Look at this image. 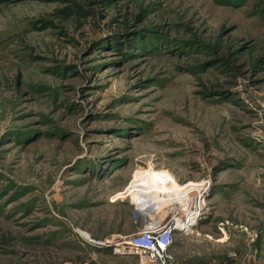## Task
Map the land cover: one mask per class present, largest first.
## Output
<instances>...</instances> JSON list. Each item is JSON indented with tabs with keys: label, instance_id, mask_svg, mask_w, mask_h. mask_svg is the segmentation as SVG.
<instances>
[{
	"label": "rangeland",
	"instance_id": "obj_1",
	"mask_svg": "<svg viewBox=\"0 0 264 264\" xmlns=\"http://www.w3.org/2000/svg\"><path fill=\"white\" fill-rule=\"evenodd\" d=\"M198 182L173 251L264 264V0H0V264H84Z\"/></svg>",
	"mask_w": 264,
	"mask_h": 264
},
{
	"label": "built area",
	"instance_id": "obj_2",
	"mask_svg": "<svg viewBox=\"0 0 264 264\" xmlns=\"http://www.w3.org/2000/svg\"><path fill=\"white\" fill-rule=\"evenodd\" d=\"M207 187L205 183L200 182V187L194 196L195 200L191 201L189 206L193 212H200V201L204 198ZM121 198L115 194L112 201ZM185 216H187L186 211H183L181 215L172 212L169 218H161L160 214L157 213L152 216L147 211L139 209L136 204L133 212L134 224L136 225L135 233L125 237L104 240L92 239L91 241L98 246L112 247L113 251L119 254H135L138 256L140 264H177L176 255L172 250L175 235L178 230L188 231L193 225L190 218H187L188 216L184 218ZM179 217H182L180 223Z\"/></svg>",
	"mask_w": 264,
	"mask_h": 264
},
{
	"label": "crops",
	"instance_id": "obj_3",
	"mask_svg": "<svg viewBox=\"0 0 264 264\" xmlns=\"http://www.w3.org/2000/svg\"><path fill=\"white\" fill-rule=\"evenodd\" d=\"M86 240L89 239L86 238ZM86 246L90 247V249L93 251L91 256L86 261L87 264H140L137 255H133V254L132 256L122 255L114 252L113 248L108 246H98L89 243H86ZM178 252L176 253L174 252L177 258V264H212L206 259L180 256ZM105 253H110V255L107 254V256H103L105 255Z\"/></svg>",
	"mask_w": 264,
	"mask_h": 264
},
{
	"label": "bare ground",
	"instance_id": "obj_4",
	"mask_svg": "<svg viewBox=\"0 0 264 264\" xmlns=\"http://www.w3.org/2000/svg\"><path fill=\"white\" fill-rule=\"evenodd\" d=\"M169 173V171H168ZM167 182L169 183V185H173L174 181L170 178L167 179ZM190 182H188L187 184H181L182 186H187L189 185ZM199 183V182H198ZM200 184V183H199ZM195 188H191V189H186V190H183V191H179L175 196H172V197H168L166 199H163V198H160L159 201L157 202L158 204V210L160 211V214H165L167 212L166 208H170L169 206L171 204H175V203H178L180 204L179 208H181L183 211H186L187 213V216H185L184 218H190V221L192 223H195V221H197L196 217H197V213L199 212H196V211H192L189 206L191 204V198L192 196L190 195V193L194 190V189H199L200 185L196 188V186H194ZM134 201L135 203L137 204L136 202V197L134 198ZM140 209V208H139ZM174 209V208H173ZM142 210V209H141ZM142 211H147V210H142ZM148 212V211H147ZM150 213V212H148ZM151 214V213H150ZM152 215V214H151ZM154 216V215H152ZM181 218L182 217H179L178 220H179V223L181 222ZM184 220V219H183ZM182 229H185V228H182ZM181 230V229H180ZM188 230V229H186ZM90 240H92V238H90Z\"/></svg>",
	"mask_w": 264,
	"mask_h": 264
}]
</instances>
